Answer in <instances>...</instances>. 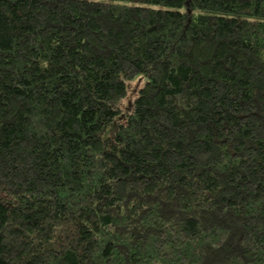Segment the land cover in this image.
<instances>
[{
    "label": "trees",
    "instance_id": "16d2710c",
    "mask_svg": "<svg viewBox=\"0 0 264 264\" xmlns=\"http://www.w3.org/2000/svg\"><path fill=\"white\" fill-rule=\"evenodd\" d=\"M0 264H264V0H0Z\"/></svg>",
    "mask_w": 264,
    "mask_h": 264
},
{
    "label": "rangeland",
    "instance_id": "374dc122",
    "mask_svg": "<svg viewBox=\"0 0 264 264\" xmlns=\"http://www.w3.org/2000/svg\"><path fill=\"white\" fill-rule=\"evenodd\" d=\"M142 84V78H135L130 84H129V93H130V97L127 99L130 101V99H132V96L135 95L136 90L138 88V86Z\"/></svg>",
    "mask_w": 264,
    "mask_h": 264
}]
</instances>
